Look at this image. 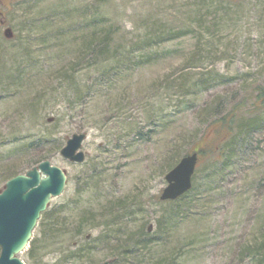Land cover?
<instances>
[{"label": "rangeland", "instance_id": "374dc122", "mask_svg": "<svg viewBox=\"0 0 264 264\" xmlns=\"http://www.w3.org/2000/svg\"><path fill=\"white\" fill-rule=\"evenodd\" d=\"M2 20L0 188L56 139L86 134L83 163L61 148L49 158L67 174L50 206L71 210L32 264H264V105L251 107L264 0H0ZM70 74L82 87L71 107L73 92L57 90ZM240 104L237 118L257 123L225 167L208 152L213 120ZM195 149L192 189L161 200L166 173ZM70 243L82 246L72 260Z\"/></svg>", "mask_w": 264, "mask_h": 264}, {"label": "water", "instance_id": "95a60500", "mask_svg": "<svg viewBox=\"0 0 264 264\" xmlns=\"http://www.w3.org/2000/svg\"><path fill=\"white\" fill-rule=\"evenodd\" d=\"M5 35L12 36L10 28ZM85 138V133H74L61 148V155L72 162H84L81 147ZM197 162L198 153H189L166 173L161 200H174L192 188ZM66 180V172L50 160L7 180L0 192V264H26L20 253L29 245L41 213L52 197L61 194Z\"/></svg>", "mask_w": 264, "mask_h": 264}, {"label": "trees", "instance_id": "16d2710c", "mask_svg": "<svg viewBox=\"0 0 264 264\" xmlns=\"http://www.w3.org/2000/svg\"><path fill=\"white\" fill-rule=\"evenodd\" d=\"M77 81L78 80L75 78V74H70L67 77H64L63 80H61L59 84V88L57 89L65 93H68L70 91L73 92L72 98L68 100L69 107H71V105L75 101L79 100V96L81 95V92H82V87L77 85L78 84ZM78 86L81 87V89L78 88ZM244 99L245 98L241 99L242 103ZM261 105H264V89H259V92L257 93L255 100L251 104V107H259ZM241 108L246 109V106L240 104L238 105V108L234 109L232 107L226 112V114H223L222 116L221 114H217V116L219 115L220 116L216 117L213 120L212 134H211L212 141H211V145L208 148V152L211 154L213 158L217 159L216 162L223 161L225 167H227L232 162V160L235 158L234 156L236 154L238 147H244L243 145L246 144L245 141L248 138L249 127L253 126V124L256 125L257 123V122H254V119H251L248 116H247V119H248L247 122L240 121V119H238L237 117L239 115L238 112H240ZM261 109L262 108L257 109V111H260ZM248 115H249V112H248ZM47 143H48V140L46 139V136H42L35 141V144L40 145V146H45ZM61 143H62L61 139L59 140L56 139L53 150L46 151V152L42 151V153H39L36 159V163L38 164L39 162L52 157L53 154L61 148ZM193 151L198 152L199 160H201L200 155L203 153H201V151L197 149ZM96 166H98V163H96ZM96 170L94 173H91L90 178L94 179L96 177L97 175L95 174ZM100 171L101 170L99 169V172ZM17 173L18 172H15L9 175L4 180V184L10 177L14 176ZM81 179L85 180L86 176L84 175L81 176ZM4 184H3V187L0 188V191L4 188ZM95 187H99V182L95 183ZM186 194H184L183 196H185ZM183 196H181L180 198H182ZM68 210H71L69 208V205L64 206L63 208L59 210H55L51 206L45 212L41 214V218L38 221V224L35 228L34 235L32 239L30 240V244L28 248L24 251V255L28 262L32 264V262L37 259L36 254L40 248V236L46 235V236H50V238L53 239L55 237H58L60 235L67 233L66 226L63 225L62 223L55 221L56 219L55 216L63 217L67 213ZM81 226L82 224L79 225L78 227V230H77L78 233L80 231ZM74 235L75 234L73 231L70 237L71 241L74 240ZM48 244L49 246H52L54 244V241L48 242ZM76 246H77L76 250H72L71 243H70V247L67 248L66 251L61 252V254L69 252V254H67L64 257V259L72 260L73 258H77L80 255L79 251L81 250L82 246L81 245L79 246L76 245ZM125 247L127 246H124V250H125ZM59 263L60 261H57L56 264H59ZM63 263H65V261H63Z\"/></svg>", "mask_w": 264, "mask_h": 264}, {"label": "flooded vegetation", "instance_id": "af4514ba", "mask_svg": "<svg viewBox=\"0 0 264 264\" xmlns=\"http://www.w3.org/2000/svg\"><path fill=\"white\" fill-rule=\"evenodd\" d=\"M0 25L1 26H4L5 25V23H4V21L2 20V22L0 23Z\"/></svg>", "mask_w": 264, "mask_h": 264}]
</instances>
